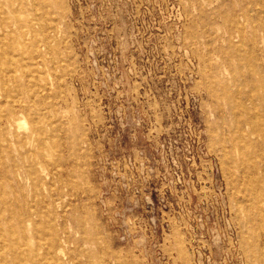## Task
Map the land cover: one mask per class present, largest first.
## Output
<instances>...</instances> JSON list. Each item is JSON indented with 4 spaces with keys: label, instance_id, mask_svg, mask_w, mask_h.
Segmentation results:
<instances>
[{
    "label": "rangeland",
    "instance_id": "1",
    "mask_svg": "<svg viewBox=\"0 0 264 264\" xmlns=\"http://www.w3.org/2000/svg\"><path fill=\"white\" fill-rule=\"evenodd\" d=\"M0 264H264V0H0Z\"/></svg>",
    "mask_w": 264,
    "mask_h": 264
}]
</instances>
